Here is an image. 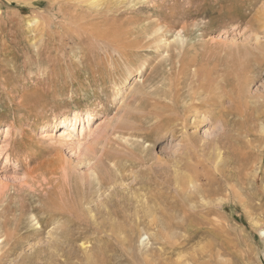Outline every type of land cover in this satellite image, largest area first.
I'll list each match as a JSON object with an SVG mask.
<instances>
[{"label": "rangeland", "instance_id": "374dc122", "mask_svg": "<svg viewBox=\"0 0 264 264\" xmlns=\"http://www.w3.org/2000/svg\"><path fill=\"white\" fill-rule=\"evenodd\" d=\"M0 264H264V0H0Z\"/></svg>", "mask_w": 264, "mask_h": 264}, {"label": "bare ground", "instance_id": "6f19581e", "mask_svg": "<svg viewBox=\"0 0 264 264\" xmlns=\"http://www.w3.org/2000/svg\"><path fill=\"white\" fill-rule=\"evenodd\" d=\"M261 21H262V19H261ZM29 25V24H28ZM145 29V28H144ZM143 30V29H142ZM122 31V30H121ZM157 32H159V31H157ZM153 34V33H152ZM156 35V34H155ZM177 38V37H176ZM258 40V39H257ZM165 41V40H164ZM116 42V41H115ZM258 42V41H257ZM153 43H155V41L153 42ZM164 43H166V42H164ZM119 44V43H118ZM151 45V44H150ZM157 45V44H156ZM168 46V45H167ZM166 46V47H167ZM154 47H155V45H154ZM157 47V46H156ZM243 62V61H242ZM180 72V71H179ZM174 74V73H173ZM152 95V94H151ZM158 98V97H157ZM145 102V101H144ZM224 107V106H223ZM139 111V110H138ZM192 113V112H191ZM228 113V112H227ZM230 113V112H229ZM196 114V113H195ZM200 114V113H199ZM197 115V114H196ZM226 115V114H225ZM224 115V116H225ZM229 115V114H228ZM132 118V117H131ZM91 119H92V116H90L88 113H86V114H83L82 112H80V111H74V113L72 114V117L71 118H68V117H63V118H61L56 124H55V126H54V128L56 127L58 130H57V132H61V134L59 135V140H60V142H62V144L63 143H66V144H68L69 146H71V145H73L75 142L72 140V137H71V133H73V132H76V131H78L79 130V127L81 126V128H80V136H83V134H84V130H85V127H84V122H86L87 124H89L90 123V121H91ZM205 119V118H204ZM224 119V118H223ZM171 120V119H170ZM121 122V121H120ZM119 123V122H118ZM122 123V122H121ZM124 123H126V121H124ZM206 123V122H205ZM123 124V123H122ZM139 125V124H138ZM122 126V125H121ZM130 127V126H129ZM134 127V126H133ZM131 128V127H130ZM129 128V129H130ZM120 129V128H119ZM133 132V131H132ZM44 134V133H43ZM46 134V133H45ZM49 135V134H48ZM45 136V135H44ZM47 136V135H46ZM45 136V137H46ZM222 138V137H221ZM124 139V138H123ZM48 140V139H47ZM59 142V143H60ZM76 144L78 145L79 144V141H76ZM224 144V143H223ZM67 145V146H68ZM72 147V146H71ZM119 147V146H118ZM120 149H122V148H120ZM106 150V149H105ZM104 150V151H105ZM90 151V150H89ZM106 154H108L109 153V151H108V153H107V151L105 152ZM87 154V153H86ZM86 154H84V155H86ZM101 154H103V152L101 153ZM101 154H100V156H101ZM91 155V154H90ZM89 155V156H90ZM106 156V155H105ZM108 156V155H107ZM110 156V155H109ZM113 156H115V155H113ZM95 157V156H94ZM118 157H119V155H118ZM83 158L84 159H82L83 160V163H86V161L88 160L87 158L88 157H84L83 156ZM96 158H97V156H96ZM99 158V157H98ZM101 159H103V158H101ZM100 159V160H101ZM99 160V159H98ZM85 161V162H84ZM90 161H91V159H90ZM105 161V160H104ZM104 161H102V162H104ZM58 162V161H57ZM99 163H101V161L99 162ZM89 164V163H88ZM91 164H94V163H91ZM202 164V163H201ZM103 165V164H102ZM100 166V165H99ZM95 168V167H94ZM93 168V169H94ZM102 168V167H101ZM98 169H100L99 167L97 168V170ZM95 170V169H94ZM92 171V170H91ZM105 171V170H104ZM95 171H93V173H94ZM100 172H102V171H100ZM106 172V171H105ZM96 173V172H95ZM94 173V174H95ZM98 173H99V171H98ZM102 174V173H101ZM99 175V174H98ZM104 175V174H103ZM102 175V176H103ZM92 176H94V177H96V174L95 175H92ZM83 177V176H82ZM89 177H91V176H89ZM100 177H101V175H100ZM104 177V176H103ZM82 179V178H81ZM84 179V178H83ZM94 180V179H93ZM94 185V184H93ZM88 187V186H87ZM92 187V186H91ZM92 188H94V187H92ZM67 191V190H66ZM78 192V191H77ZM66 197V196H65ZM87 197V196H86ZM56 201V200H55ZM73 201V200H72ZM80 201V200H79ZM92 202V201H91ZM92 204V203H91ZM100 204V203H99ZM101 204H102V202H101ZM100 204V205H101ZM97 205V204H96ZM104 205V204H103ZM102 206V205H101ZM106 206V205H105ZM97 207H100V206H97ZM111 207V206H110ZM70 208V207H69ZM99 210V209H98ZM56 211V210H55ZM100 211V210H99ZM98 211V212H99ZM102 212V211H101ZM100 213V212H99ZM102 214V213H101ZM75 217V216H74ZM82 217V216H81ZM85 217V216H84ZM90 220V219H89ZM73 221V220H72ZM132 221V220H131ZM65 223V222H64ZM82 225V224H81ZM84 226V225H83ZM114 226V225H113ZM75 227V226H74ZM112 229V228H111ZM114 230L115 229H117V228H113ZM111 231H113V230H111ZM129 231V230H128ZM208 232V231H207ZM211 232V231H210ZM217 232V231H216ZM97 233V232H96ZM113 233V232H112ZM208 234H210V233H208ZM113 238V237H112ZM118 241H120V240H118ZM176 245V244H175ZM74 246V245H73Z\"/></svg>", "mask_w": 264, "mask_h": 264}]
</instances>
